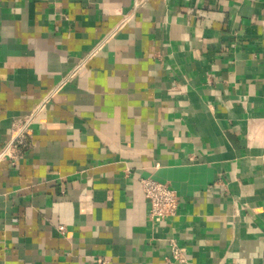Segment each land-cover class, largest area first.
<instances>
[{
  "label": "crops",
  "instance_id": "0c3cea01",
  "mask_svg": "<svg viewBox=\"0 0 264 264\" xmlns=\"http://www.w3.org/2000/svg\"><path fill=\"white\" fill-rule=\"evenodd\" d=\"M43 102L0 161V264H264V0H0V150Z\"/></svg>",
  "mask_w": 264,
  "mask_h": 264
},
{
  "label": "built area",
  "instance_id": "2783aa9c",
  "mask_svg": "<svg viewBox=\"0 0 264 264\" xmlns=\"http://www.w3.org/2000/svg\"><path fill=\"white\" fill-rule=\"evenodd\" d=\"M47 101V100H46ZM45 106L44 102L34 112L18 119L12 127L10 140L0 150V161L3 159L12 160L16 164L19 155L28 146L32 135V124L38 113ZM143 192L150 204V218L156 222H162L169 217L177 216L180 213V198L177 191L167 183L156 180L152 177L141 179ZM64 233V228H60ZM170 260L173 264H194L187 256V248L178 243L174 238L170 239ZM96 264H111L109 259L98 256Z\"/></svg>",
  "mask_w": 264,
  "mask_h": 264
}]
</instances>
